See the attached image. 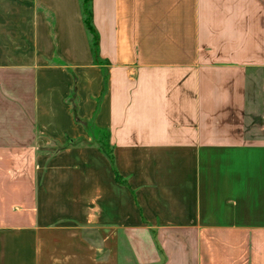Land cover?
<instances>
[{"label": "crops", "instance_id": "obj_1", "mask_svg": "<svg viewBox=\"0 0 264 264\" xmlns=\"http://www.w3.org/2000/svg\"><path fill=\"white\" fill-rule=\"evenodd\" d=\"M92 25L100 65L80 0H0V74L32 84L30 135L0 142V264H264V136L235 140L264 0H92Z\"/></svg>", "mask_w": 264, "mask_h": 264}, {"label": "rangeland", "instance_id": "obj_2", "mask_svg": "<svg viewBox=\"0 0 264 264\" xmlns=\"http://www.w3.org/2000/svg\"><path fill=\"white\" fill-rule=\"evenodd\" d=\"M99 60L102 63L100 57ZM11 74L2 72L0 76L7 81L10 77L6 76ZM12 75V83L0 81V142H5L6 139L18 140L30 135L27 126L31 117L29 114L32 104L31 74L13 73ZM6 87L8 90L5 89ZM246 95L245 106L238 111L239 131L236 132L238 137L235 140L260 141L264 136V72L262 69L253 70L247 84ZM22 122L27 125L24 129H21ZM11 124L13 131L7 130V126L11 127Z\"/></svg>", "mask_w": 264, "mask_h": 264}, {"label": "trees", "instance_id": "obj_3", "mask_svg": "<svg viewBox=\"0 0 264 264\" xmlns=\"http://www.w3.org/2000/svg\"><path fill=\"white\" fill-rule=\"evenodd\" d=\"M81 11L83 16V23L87 33L91 38V48L93 52L94 62L100 65L99 60V37L92 25V0H81ZM106 84V72L103 71V86ZM87 133L91 137V143L95 145L107 157L113 166L112 148L109 144V133L107 130L98 129L93 125L92 121H82ZM115 178L120 183V177L115 173Z\"/></svg>", "mask_w": 264, "mask_h": 264}]
</instances>
